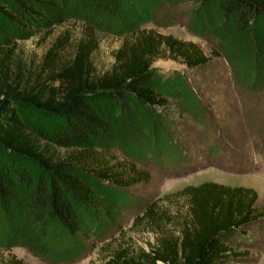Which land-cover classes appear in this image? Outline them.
<instances>
[{"label": "rangeland", "instance_id": "rangeland-1", "mask_svg": "<svg viewBox=\"0 0 264 264\" xmlns=\"http://www.w3.org/2000/svg\"><path fill=\"white\" fill-rule=\"evenodd\" d=\"M117 3L118 13L111 11L106 26L100 20L106 21L108 8L97 0H39L37 17L20 19L29 30L8 46L15 44L16 57L35 69L50 49L57 52L59 66L72 59L80 43L91 42L92 64L102 74L131 33L153 30L197 44L210 61L194 69L168 58L155 61L157 90L167 107L126 98L128 107L114 110L107 136L94 146L106 149L108 161L132 164L147 177L115 188L74 172L88 194L70 195L79 217L73 250L54 252L38 240L25 192L7 218L8 250L0 248V263L13 254L25 264H102L113 249L148 252L157 228L137 223L146 208L157 204L165 214L163 233L176 237L188 219L185 189L214 183L256 194L255 209L262 214L230 238L229 261L264 264V21L246 25L205 0ZM169 146L181 153L177 163L168 160ZM2 152L0 146V158Z\"/></svg>", "mask_w": 264, "mask_h": 264}, {"label": "trees", "instance_id": "trees-1", "mask_svg": "<svg viewBox=\"0 0 264 264\" xmlns=\"http://www.w3.org/2000/svg\"><path fill=\"white\" fill-rule=\"evenodd\" d=\"M97 1L108 8V18L100 20L108 26L111 11L117 12V0ZM206 1L217 2L226 16L246 25L256 19L264 21V0ZM36 4L39 0H0V248L8 250L7 218L26 192L35 235L49 250L61 253L74 249L79 231L70 195L88 194L74 172L115 188L134 186L147 177L132 164L108 161L106 149L94 146L107 136L114 110L128 107L126 98L166 108L153 63L168 58L194 69L205 66L210 57L193 42L139 30L123 41L111 69L102 74L92 64L91 42L80 43L72 59L59 66L55 65L57 52L50 49L43 64L34 69L16 57L15 44H8L29 30L20 19L37 17ZM60 148L72 149L62 154ZM168 148V160L177 163L181 153ZM184 192L188 219L178 236L163 233L164 211L151 204L137 219L157 228L151 250L113 249L102 264H230V238L262 214L255 209L256 194L214 183ZM0 264L25 263L11 254Z\"/></svg>", "mask_w": 264, "mask_h": 264}]
</instances>
